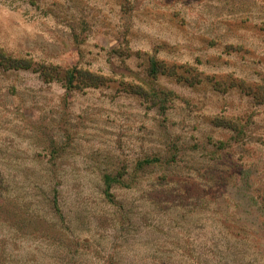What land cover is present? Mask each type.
<instances>
[{
    "label": "rangeland",
    "instance_id": "obj_1",
    "mask_svg": "<svg viewBox=\"0 0 264 264\" xmlns=\"http://www.w3.org/2000/svg\"><path fill=\"white\" fill-rule=\"evenodd\" d=\"M0 52V179L43 217L0 226V264H176L189 226L264 258V101L237 84H264V0H0Z\"/></svg>",
    "mask_w": 264,
    "mask_h": 264
},
{
    "label": "trees",
    "instance_id": "obj_2",
    "mask_svg": "<svg viewBox=\"0 0 264 264\" xmlns=\"http://www.w3.org/2000/svg\"><path fill=\"white\" fill-rule=\"evenodd\" d=\"M19 60L10 58L9 56H4L0 52V64L4 67H20L19 66ZM71 79H69L70 81ZM238 86L242 88V90H245L246 93L250 94L256 101L263 102L264 101V84L261 82H255V83H248L246 84L245 81L239 80ZM225 120V119H224ZM224 122V121H223ZM227 125L232 128H237L238 125L235 123V121H226ZM158 158L155 157H145L140 162L139 165L143 168L149 165H152L154 162L158 161ZM2 176L0 179V226H7L8 228H11L12 230H15V233L17 236H24L27 229L30 228L31 224L33 222H38L39 220H42L40 218L39 211L34 212L32 210V205L34 203L33 195L35 194V188L34 186H31L30 188L23 190V191H14L11 189H8L6 185H2L3 182ZM110 179L111 177L108 175H105V190L104 193L106 195H110L108 192V187L110 186ZM18 180V178H17ZM19 181V180H18ZM32 185V184H31ZM43 200L46 203L45 207L48 210V213L58 215L60 214V209L58 205V194L56 192V189L54 187H50V191H47V193L43 192ZM22 201L24 202V206L31 207L30 210L26 214H22L20 211H17V208L19 206V203ZM6 209H13L15 212V217H17V221H20L18 223H6L4 220H2L3 212ZM34 209V208H33ZM31 211V212H29ZM29 213V214H28ZM28 214V215H27ZM27 215V219L25 217ZM51 219H49L50 221ZM237 231L235 233L238 234L239 231H242L243 228L248 229L251 226L250 225H244L239 224L238 222L235 223ZM191 228V226H189ZM187 230V232H181L182 235L180 237H176L175 241H179L180 245V251L176 255L175 262L176 264H264V258L263 257H245V255H236V253L232 256H230L227 252L224 251V249L221 247L218 248L217 244L213 245L211 247L206 246V239L204 238L202 240L201 235L191 234V230ZM229 229L234 231V225H229ZM239 229V230H238ZM244 230V229H243ZM4 235V234H3ZM227 236V234H226ZM13 237V236H12ZM228 237V236H227ZM203 242V244H202ZM174 246H178L177 243L173 242ZM8 245V237L0 236V255L2 253H6V246ZM204 245V248L202 247ZM9 246V245H8ZM9 253L11 251L9 250ZM8 254V253H6ZM8 256H11L10 254Z\"/></svg>",
    "mask_w": 264,
    "mask_h": 264
}]
</instances>
